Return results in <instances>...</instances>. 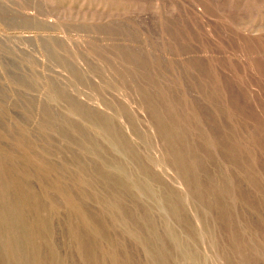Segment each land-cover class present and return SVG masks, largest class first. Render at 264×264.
<instances>
[{"label":"rangeland","instance_id":"374dc122","mask_svg":"<svg viewBox=\"0 0 264 264\" xmlns=\"http://www.w3.org/2000/svg\"><path fill=\"white\" fill-rule=\"evenodd\" d=\"M0 264H264V0H0Z\"/></svg>","mask_w":264,"mask_h":264}]
</instances>
